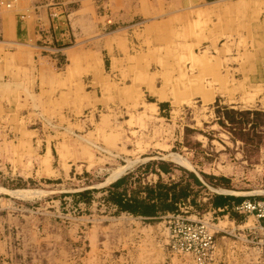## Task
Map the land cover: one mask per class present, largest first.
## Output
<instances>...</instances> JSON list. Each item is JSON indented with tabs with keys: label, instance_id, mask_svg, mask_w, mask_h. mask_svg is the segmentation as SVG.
<instances>
[{
	"label": "crops",
	"instance_id": "obj_1",
	"mask_svg": "<svg viewBox=\"0 0 264 264\" xmlns=\"http://www.w3.org/2000/svg\"><path fill=\"white\" fill-rule=\"evenodd\" d=\"M208 15L212 35L239 32L237 19L243 18L244 23L240 24L246 33L256 42L264 43V0H0V164H9L8 174L17 177L36 175L55 181L73 180L74 171L86 170L84 163L90 160L88 127L94 106L118 103L133 108L143 103L147 114L153 103L159 108L158 103L162 102L177 105L197 97L206 101L216 94L231 96L240 89L247 92V87L264 83V45H258L252 53L242 52L226 38L216 49H210L215 52L210 55L222 60L224 53L231 51L230 62L224 67L222 62L210 65L213 61L205 45ZM240 58H249L250 62L253 58L252 69L246 70V63L240 62ZM105 65L114 67L123 82L119 84L120 77L112 78L106 73ZM182 65L184 70H180ZM207 67L211 68L209 72ZM85 77L98 86L88 89L78 85ZM167 81L176 84L172 91L165 89ZM139 89L144 91L143 96ZM26 106L30 107L29 112ZM36 106L41 111H36ZM79 108L84 118L76 123L88 128L81 147L73 136L63 137L59 128L52 136L46 134L42 124L28 126L24 121L28 113L30 117L34 114L40 118L42 113L50 112L61 118ZM113 112H104L101 118L108 120ZM140 113L133 116L134 120L140 118ZM67 124L73 131L74 123ZM100 128L104 129L105 138L109 135L110 143H116L122 134L104 126ZM165 176L163 172L152 173L147 179L156 182ZM200 180L204 186L208 185ZM65 186L55 184L47 191L69 192L62 189ZM1 189L12 190L8 186ZM218 193L226 203L222 207L212 206L213 195L204 198L207 215L214 219L222 217L213 224L227 222L215 229L221 239L215 241L210 264L221 260L228 246L235 247L236 254L241 244L248 247L255 264H264L261 244L264 218L234 209L243 201L257 199L247 191ZM184 204L188 210L192 207L189 200ZM167 214L170 213L162 221L164 239L160 224L144 228L151 232L146 248L142 249L146 264L177 262L175 257L168 259L165 251ZM187 215L194 217L189 211ZM17 223H21L20 219L8 211L0 213V229ZM45 224L51 225L49 220ZM134 231L143 237V228ZM9 241V235L1 234L0 255L8 253ZM183 257L184 263H194L190 255Z\"/></svg>",
	"mask_w": 264,
	"mask_h": 264
},
{
	"label": "rangeland",
	"instance_id": "obj_2",
	"mask_svg": "<svg viewBox=\"0 0 264 264\" xmlns=\"http://www.w3.org/2000/svg\"><path fill=\"white\" fill-rule=\"evenodd\" d=\"M237 20L239 32L214 36L210 33L212 25L207 16L205 45L209 50L216 49V45L226 38H229V44H234L235 49L242 52L248 50L252 53L258 45H264L246 33L240 24L243 25L245 19ZM209 50L213 61L210 65L222 62L224 67L230 62L231 51H226L220 60L219 56H211L213 51ZM216 52L220 53V50ZM239 60L246 63V70L252 69L253 58L251 62L249 58ZM159 68L163 70V67ZM183 68V65L180 66V70ZM210 69L207 67L208 72ZM104 70L112 78L116 75L120 77L114 72V67L105 65ZM88 77L78 85L96 88L98 84ZM121 81L120 77L117 82L120 84ZM164 84L168 92L176 86L169 81ZM158 85L161 87V82ZM246 90L240 89L231 96L216 94L206 101L197 97L177 105L162 102L158 103L159 108L153 103L147 114L143 103L133 108L118 106V103L107 107L94 106L91 108L92 123L88 127L91 131L87 145L90 160L84 163L86 170L74 171L73 180L55 181L36 175L17 177L14 173L8 174L6 166L9 164L4 166L1 163L0 213L8 211L21 223L0 229V236H10L8 253L0 255V264H146L142 249L146 248L151 232L144 228L160 224L161 237L165 238L162 221L167 211L171 210L164 206L169 203L171 193L179 188H169L171 183L184 186L188 192L183 202L179 200L176 203L175 212H200L215 224L222 217L214 219L207 215L204 198L208 194L215 195L224 190L247 191L257 200L264 198V83L247 87ZM139 91L143 96L144 91ZM148 100L153 99L148 97ZM26 109L30 111V107L26 106ZM34 109L41 111L37 106ZM111 110H114L112 118H101L104 112ZM139 113L140 118L134 120L133 116ZM83 116L79 108L74 109V114L61 118L50 112L42 113L40 118L34 114L30 117L28 113L24 121L28 126L39 127L42 124L46 127L47 135L54 136L59 128L63 137L73 136L78 147H81L85 142L82 136L85 137L88 128L80 127L76 121L83 119ZM68 122L74 123L73 131L69 129ZM101 126L122 133L119 140L116 143L108 142L109 135L104 137ZM35 148L42 153L39 146ZM160 163L167 169L166 172L160 171L167 176L157 179L163 185H168V199L159 201L165 213L150 217L120 210L115 201L117 197L129 199L128 205L134 203L130 200L133 197H146L148 190L145 187H153L157 182H150L147 176L159 174ZM54 164L57 165V160ZM195 172L205 183L215 185L208 184L207 187L196 184L192 176ZM116 181L118 183L114 185ZM55 184H65L62 189L70 191L48 192ZM2 186H8L13 191L2 192ZM188 200L192 206L190 210L184 204ZM45 220H49L51 225H46ZM226 223L221 221L213 225L217 229ZM137 228H143V237L135 233ZM220 236L216 232L215 241ZM241 245L236 254L235 247L226 248L224 245V251L228 252L215 264H255L248 247ZM165 248L168 259H177L173 264H189L184 263L183 257L188 254L173 252L168 244H165ZM162 264H166V261Z\"/></svg>",
	"mask_w": 264,
	"mask_h": 264
},
{
	"label": "built area",
	"instance_id": "obj_3",
	"mask_svg": "<svg viewBox=\"0 0 264 264\" xmlns=\"http://www.w3.org/2000/svg\"><path fill=\"white\" fill-rule=\"evenodd\" d=\"M234 209L264 218V199L246 200ZM166 228L171 251L190 255L195 264L212 262L216 231L209 217L196 212L190 218L186 210L170 213L167 214ZM261 244L264 246V238Z\"/></svg>",
	"mask_w": 264,
	"mask_h": 264
},
{
	"label": "trees",
	"instance_id": "obj_4",
	"mask_svg": "<svg viewBox=\"0 0 264 264\" xmlns=\"http://www.w3.org/2000/svg\"><path fill=\"white\" fill-rule=\"evenodd\" d=\"M159 170L157 172L163 171L166 172L167 169L166 167L160 163L159 165ZM194 178V182L200 186H204L203 182L195 175L194 173L192 174ZM118 181L114 183L116 185ZM208 184L215 185L214 183L208 182ZM170 187H179L177 191H173L170 195L169 198V203H165V206L167 212H172L174 213L177 210L176 203L181 200H183L188 196V192L185 190L184 186L182 185H177V183H171L169 185ZM148 190V194L144 199H136V198H131L130 200L133 201L131 205H128L127 202L129 199H122L120 197H117L115 201L119 204L120 210H126L130 213H133L135 215H143V216H150V217H156L159 216L165 211L163 210V207L159 206V201L165 202L166 198L168 199L169 192H168V185L166 186L165 184L161 183L160 181H157L156 184L153 187H145ZM221 194H215L212 197V206L213 207H222L224 206V203L222 199Z\"/></svg>",
	"mask_w": 264,
	"mask_h": 264
}]
</instances>
